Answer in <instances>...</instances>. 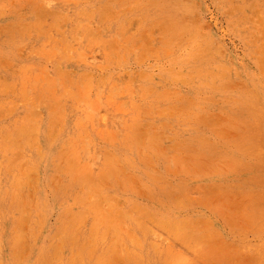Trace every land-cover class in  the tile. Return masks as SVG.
Wrapping results in <instances>:
<instances>
[{"label":"rangeland","instance_id":"374dc122","mask_svg":"<svg viewBox=\"0 0 264 264\" xmlns=\"http://www.w3.org/2000/svg\"><path fill=\"white\" fill-rule=\"evenodd\" d=\"M0 264H264V0H0Z\"/></svg>","mask_w":264,"mask_h":264},{"label":"bare ground","instance_id":"6f19581e","mask_svg":"<svg viewBox=\"0 0 264 264\" xmlns=\"http://www.w3.org/2000/svg\"><path fill=\"white\" fill-rule=\"evenodd\" d=\"M9 144V143H8Z\"/></svg>","mask_w":264,"mask_h":264}]
</instances>
